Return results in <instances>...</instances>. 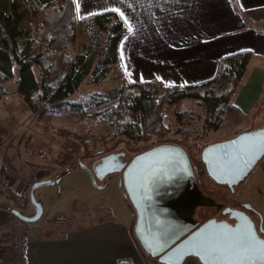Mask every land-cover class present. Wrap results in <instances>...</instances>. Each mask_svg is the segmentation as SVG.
<instances>
[{"label":"crops","instance_id":"obj_1","mask_svg":"<svg viewBox=\"0 0 264 264\" xmlns=\"http://www.w3.org/2000/svg\"><path fill=\"white\" fill-rule=\"evenodd\" d=\"M72 2L74 16L81 19L112 9L124 14L115 11L126 26L117 63L126 81L176 87L199 84L216 75L225 56L250 51L246 69L228 104L240 114V123L245 116H252L254 127L255 109L264 97V0ZM8 101H0V183L6 181L2 167L28 173L48 164L46 155H27V146L20 147L17 120ZM8 198L0 184V203L8 204ZM115 198L117 207L87 211L84 215L91 220L81 224L45 223L44 218L62 212L27 222L30 264H146L149 257L132 234L130 206L122 193ZM25 210H32L31 205L27 204ZM67 215L71 220L78 218L76 212ZM15 218L10 209L0 206V264H8L3 254L9 248L10 225ZM182 264L201 263L187 257Z\"/></svg>","mask_w":264,"mask_h":264},{"label":"rangeland","instance_id":"obj_2","mask_svg":"<svg viewBox=\"0 0 264 264\" xmlns=\"http://www.w3.org/2000/svg\"><path fill=\"white\" fill-rule=\"evenodd\" d=\"M72 25V33L61 47L62 52L70 58L83 47H90L88 29L84 28L82 19L73 16ZM50 57L51 55L48 56V61ZM126 82L120 67L117 64L112 65L108 73L99 82L94 83L87 78L84 79L79 89L67 97L66 101L79 103L86 108L99 100L108 99ZM0 84L7 91L6 94L1 95L0 101L3 103L9 100V107L13 111L14 119L17 120V135L21 136L20 147L25 149L27 146V155L30 153L36 156L43 154V156H47L48 160V164L28 173L13 167H2L4 175H9L15 181H11L13 183L10 184L6 178L5 182L0 183L3 190L7 192L9 189L17 195L27 196L28 204L32 207V210H22V213L29 215L34 212L28 195L29 188L23 180L35 181L40 178H51L72 167L69 172L61 176L59 181L41 185L34 189L33 197L42 207L41 217L53 216L58 212L66 213H60L67 218L63 223L55 222L53 220L55 215L44 218L45 223L52 225L81 224L91 220L88 215H84L87 211L97 212L104 211L109 206L117 207L115 195L118 194L121 197L117 178L110 176L106 179L104 186L99 187L97 185L101 184L102 181L96 179L97 184H93L89 174L78 165L79 163L90 166L92 160L110 152L125 151L129 157L156 144L175 143L182 145L191 160L199 164L200 150L207 143L221 141L234 136L237 132L264 125V97L255 109L253 128L250 120L252 116H245L240 123V114L227 103L222 108V118L217 129L211 128L215 116L207 113L201 98L185 97L174 103L165 104L161 136L152 135L147 141L129 140L125 137L113 141L114 137L110 134L111 128L101 119L99 109L75 111L66 106L62 109L49 108L33 112L25 103L23 104L22 97L16 92L14 79L3 81ZM208 89L218 93L220 84H210ZM136 90L135 88L134 91ZM162 91L163 88L158 86L157 92L161 93ZM190 92L202 94L204 90L198 89ZM125 118L130 119L128 115ZM238 123H240L241 129L237 126ZM88 134L96 135L97 140L87 150H84L79 138ZM201 180L197 182L207 192V195H210L217 202H222L224 206L238 208L241 203L250 204L256 213L252 219L256 223L259 221L264 229V155L244 180L234 187L233 191H230L227 186L216 184L207 178L205 170ZM3 196L6 197L5 194ZM7 203L10 206H15L10 200ZM201 209L203 212L198 217L202 220L216 216L220 212L213 206ZM75 212L78 214L76 216L78 218L71 220L67 214L71 215ZM199 212L201 211L199 210Z\"/></svg>","mask_w":264,"mask_h":264},{"label":"trees","instance_id":"obj_3","mask_svg":"<svg viewBox=\"0 0 264 264\" xmlns=\"http://www.w3.org/2000/svg\"><path fill=\"white\" fill-rule=\"evenodd\" d=\"M73 16L72 0H0V83L14 79L16 92L31 111L66 106L75 111L99 109L101 119L111 128L113 141L121 137L147 141L152 135L162 134L165 104L185 97H199L207 113L215 116L211 128L219 127L222 108L230 100L246 69L250 51L222 58L216 75L206 82L176 87L127 81L108 99L84 108L79 103L66 101V98L79 89L84 79L97 83L108 73L110 66L118 63L119 42L126 26L111 10L82 18L84 28L88 29L90 47H83L70 58L61 47L72 33ZM215 83L220 84L218 93L208 89ZM158 86L163 88L161 93L157 92ZM198 89L204 92H190ZM6 92L0 84V97ZM127 115L129 120L125 118ZM79 139L87 150L97 137L88 134ZM198 165L203 173L202 162ZM7 193L15 206L5 203L0 206L16 208L20 212L25 210L29 203L27 196L17 195L9 189Z\"/></svg>","mask_w":264,"mask_h":264},{"label":"water","instance_id":"obj_4","mask_svg":"<svg viewBox=\"0 0 264 264\" xmlns=\"http://www.w3.org/2000/svg\"><path fill=\"white\" fill-rule=\"evenodd\" d=\"M263 155L264 126L207 143L200 150L207 177L230 191ZM125 156V151H114L102 155L90 166L78 165L89 174L93 184H97L96 179L102 181L99 187L104 186L108 177L117 178L133 216V235L145 255L157 258L158 264H182L187 257H195L201 264H214L205 255L207 249H219L223 255H230V250L239 249L245 239L264 241L261 223L256 226L244 210L224 206L200 189L182 145L160 143L134 154L128 161ZM70 169L30 186L28 195L34 207L31 215L15 208L10 209L11 213L24 222L37 220L42 207L33 197L34 189L59 181ZM207 206L217 209L224 206L222 213H228L235 222L196 218V209ZM242 207L252 210L248 203H242Z\"/></svg>","mask_w":264,"mask_h":264},{"label":"built area","instance_id":"obj_5","mask_svg":"<svg viewBox=\"0 0 264 264\" xmlns=\"http://www.w3.org/2000/svg\"><path fill=\"white\" fill-rule=\"evenodd\" d=\"M9 183H13L14 179L6 175ZM43 178L37 180H29L23 182L26 184L28 188L30 186ZM13 181V182H11ZM66 216L62 214H57L54 216L53 220L57 223H63L66 221ZM26 226L27 222L22 221L19 218H15L11 225L9 231V248L4 252L3 257L7 260L8 264H30V258L28 255V245H27V237H26ZM146 264H158L157 258L149 257Z\"/></svg>","mask_w":264,"mask_h":264},{"label":"snow or ice","instance_id":"obj_6","mask_svg":"<svg viewBox=\"0 0 264 264\" xmlns=\"http://www.w3.org/2000/svg\"><path fill=\"white\" fill-rule=\"evenodd\" d=\"M112 10L119 12V9ZM119 14L124 15L122 12ZM129 31H132L131 26H129ZM205 255L214 264H221L222 261L224 264H264V241L248 238L239 249L230 250V255H223L221 250L215 248L207 249Z\"/></svg>","mask_w":264,"mask_h":264},{"label":"flooded vegetation","instance_id":"obj_7","mask_svg":"<svg viewBox=\"0 0 264 264\" xmlns=\"http://www.w3.org/2000/svg\"><path fill=\"white\" fill-rule=\"evenodd\" d=\"M264 126V125H263ZM262 126V127H263ZM133 156V155H132ZM132 156H127V154H126V156H125V159H127V161L128 160H130V158L132 157ZM189 158H190V156H189ZM96 159H98V158H96ZM96 159H94V160H96ZM94 160H92L91 161V163L94 161ZM190 161H191V163H192V166H193V170H194V173H195V176H196V179H197V181L198 182H200V180H201V178H202V176H203V173H200V165H198L196 162H194L193 160H191V158H190ZM201 161V160H200ZM208 178V177H207ZM202 181V180H201ZM208 181V180H207ZM198 185H199V183H198ZM199 187H200V185H199ZM200 189L202 190V191H204L205 192V190H203L202 189V187H200ZM205 194H207V192H205ZM241 206L240 207H238V209H241V210H243L242 208V203L240 204ZM208 207V206H207ZM224 207V206H223ZM222 207V208H223ZM201 208H203V207H198V211L196 212V214H195V217L196 218H199L198 216H199V214L201 213L202 214V212H203V210L201 209ZM222 208L221 209H219V213L216 215V216H211V217H207V218H205V219H208V218H215V219H217V220H226L227 222H229V223H231V224H233L235 221H234V219H232V218H230L229 217V215H228V213H225V214H223L222 213ZM197 210V209H196ZM199 210L201 211V212H199ZM250 217H251V219H252V216L253 215H256V213L253 211V210H244ZM199 219H201V218H199ZM204 219V220H205ZM202 220V219H201ZM203 221V220H202ZM254 223H255V225L256 226H258V224H259V221H258V223H256V221L254 220Z\"/></svg>","mask_w":264,"mask_h":264}]
</instances>
